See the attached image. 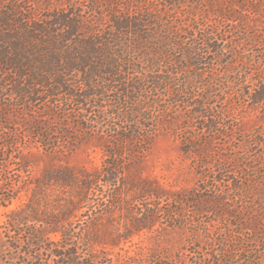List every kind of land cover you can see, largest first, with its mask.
I'll return each instance as SVG.
<instances>
[{"label": "trees", "instance_id": "trees-1", "mask_svg": "<svg viewBox=\"0 0 264 264\" xmlns=\"http://www.w3.org/2000/svg\"><path fill=\"white\" fill-rule=\"evenodd\" d=\"M257 110L264 111V0H0V152L17 153L30 188L4 228L27 227L23 254L34 264H78L86 248L117 245L156 222L153 214L131 217L135 232L124 226L122 235L97 227L119 205L118 184L154 195L123 172L160 133L204 155L202 172L210 156L219 158L210 200L229 221L192 233L190 264H264V130L242 128ZM236 133L243 138L235 145ZM91 142L108 157L102 169H44L32 179L22 155ZM232 162L242 172L229 181ZM42 182L66 189L67 199L53 204ZM103 186L111 192L105 212L94 203ZM184 257L170 260L185 264Z\"/></svg>", "mask_w": 264, "mask_h": 264}, {"label": "rangeland", "instance_id": "rangeland-1", "mask_svg": "<svg viewBox=\"0 0 264 264\" xmlns=\"http://www.w3.org/2000/svg\"><path fill=\"white\" fill-rule=\"evenodd\" d=\"M251 127L264 130V111H252L246 115L242 128L247 130ZM234 137L233 143L236 145L243 135L236 133ZM180 145L177 137L160 133L146 151L130 160L131 164L123 173L141 185L148 186L154 191V195L142 197L139 196L142 193L137 187L129 188L126 184H118L117 191L112 196L119 200V205L112 208L111 212L105 213V216L98 220L97 227L101 229L98 232L102 231V234L116 232L122 235L124 226L129 232H135L136 227L130 224L131 217L142 218L153 214L156 222L149 229L134 233L128 239L121 238L117 245L94 244L95 246L86 248L80 255L78 264H136L137 261L141 264H172L170 259L179 257L181 253H186L185 264H190L194 260L193 251L197 250L198 243L196 238H191L192 233L196 231L202 234L208 228L215 230L214 225L229 221L226 214L219 217L216 213L226 208L220 205L214 208L210 200L213 194L209 187L214 185L213 177H220L216 170L218 155L210 156L211 160L207 159L209 164L202 172L199 167L201 158L206 161V157L186 152ZM7 151L5 154L0 152V264H34L32 257L28 258L23 254L24 241L28 236L27 227H21L17 231H7L4 228L7 214L24 207L30 194V188H27V183L24 182L25 174L19 176L17 171L19 158L16 157L19 156L9 148ZM22 155L23 158L26 156L25 161L32 166V179L40 178L44 169L67 167L74 170H99L104 168V159L108 160L93 142L64 147L53 153L30 147ZM226 166L229 172L225 173V179L232 181L240 177L242 170L235 163H228ZM42 183L53 204L61 201L60 199H67L66 189ZM222 187L224 190L227 188L226 185ZM102 190L94 203L102 205H95L97 211L105 212L101 209L110 199L111 192L108 186H103ZM233 196L234 192H228L226 195L230 209L234 204V201H231ZM86 209L87 207L83 206L81 211ZM73 226L76 231L79 230L78 222ZM103 236V241L111 242L107 234ZM48 237L56 239L52 234ZM32 250L35 255L36 249ZM42 254L43 258H47L46 252Z\"/></svg>", "mask_w": 264, "mask_h": 264}]
</instances>
